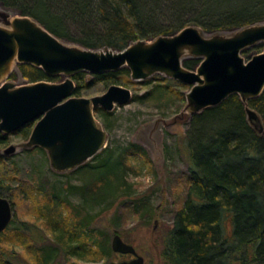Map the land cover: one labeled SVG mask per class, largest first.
Returning <instances> with one entry per match:
<instances>
[{
    "label": "trees",
    "instance_id": "16d2710c",
    "mask_svg": "<svg viewBox=\"0 0 264 264\" xmlns=\"http://www.w3.org/2000/svg\"><path fill=\"white\" fill-rule=\"evenodd\" d=\"M0 3L8 10L34 18L63 40L85 48L114 51L123 50L137 40L173 35L191 25L209 33L264 21V0H0ZM262 46L263 43H257L242 54L248 55L254 49L260 53ZM200 62L201 58L190 57L184 60V66L195 69ZM17 67L28 83L56 82L61 77L48 76L41 67L28 63ZM16 76L13 71L10 79ZM88 76L86 71L73 76L74 95L81 96L97 83L105 87L132 83L128 67L92 74V80ZM166 80L153 75L138 83L151 86L147 94L152 99H169L176 95V90ZM180 98L183 99L181 94ZM248 105L259 113L264 127V91L250 99ZM95 112L105 121L112 114L101 107L95 108ZM188 121V188L173 225L163 237L165 264H264V130L260 132L249 122L246 104L238 94L230 95L217 106L192 113ZM32 129L33 123H28L16 134L29 138ZM10 138V134L0 131V150ZM134 156L151 162L145 148L137 144L127 145L116 156L114 150L107 148L74 169L81 184L67 183L65 188L78 192L83 205L106 204L110 198L109 205L113 207L124 197L135 214L150 219L151 208L146 200L133 198L126 179ZM5 162L0 153V167ZM4 175L0 174V194L7 197L5 191L11 194L14 191ZM34 190L36 195L45 197L37 208V217L50 236L46 238L41 233L36 225L41 224L33 223L38 227L35 230L32 223L18 220L15 203L7 197L14 215L0 233V264H29L24 258L20 261L19 246L33 253L35 264H61L62 259L66 264H90L117 254L106 231L96 226L95 215L75 206L63 193L64 197L53 191ZM117 225L113 234L119 233ZM71 259L75 262L70 263Z\"/></svg>",
    "mask_w": 264,
    "mask_h": 264
},
{
    "label": "water",
    "instance_id": "95a60500",
    "mask_svg": "<svg viewBox=\"0 0 264 264\" xmlns=\"http://www.w3.org/2000/svg\"><path fill=\"white\" fill-rule=\"evenodd\" d=\"M230 31L228 35H207L191 25L173 35L137 40L123 50H100L65 41L30 16L0 9V131L12 134L33 123L26 146L45 149L55 170L74 169L106 145L108 134L95 108L112 111L116 105L129 103L133 94L126 86L112 84L101 95L76 96L73 76L82 71L96 74L128 67L133 80L159 73L189 85L186 109L192 113L238 94L246 104L249 122L263 132L260 115L248 101L264 91V49L248 61L242 52L264 42V21ZM190 57L201 58L196 69L184 66ZM20 63L41 67L48 76L62 75L64 81L17 85L10 74ZM16 150L17 146L10 145L4 154ZM13 215L10 199L0 194V233ZM111 247L117 254L133 257L109 264H145L136 247L119 233L112 236Z\"/></svg>",
    "mask_w": 264,
    "mask_h": 264
},
{
    "label": "rangeland",
    "instance_id": "374dc122",
    "mask_svg": "<svg viewBox=\"0 0 264 264\" xmlns=\"http://www.w3.org/2000/svg\"><path fill=\"white\" fill-rule=\"evenodd\" d=\"M0 9L6 8L2 5ZM214 33L228 35L232 31L224 30ZM259 43H263V51L264 42ZM255 54L258 53L254 49L244 57L248 61ZM14 71L17 76L11 81L17 85L27 84L18 67ZM87 73H89V80H92L93 73ZM154 76L156 79L166 78L170 88L176 90V95L169 99H152L147 94L151 86L140 84L130 76L132 83L126 87L132 91V100L125 105H116L112 111H109L112 114L107 121L95 112L108 134L105 147L96 156L107 148L114 150L116 156L117 152L132 143L144 147L149 154L151 162L141 156L132 158L129 163L131 170L126 179L131 185L130 193L133 198L146 200L152 210V218H141L135 214L131 204L124 197L119 198L121 201L113 207L109 205L110 198L106 204L83 205L84 200L78 192L72 191L71 187L65 188L67 183L71 186L82 183V180L77 177L78 174L74 172L77 167L67 171L55 170L51 166L45 149L38 146H26L29 138H22L15 132L10 134L8 144L0 150L6 161L4 166L0 167V174H5L6 183L13 188L14 194L9 191H5V194L14 201L18 220L32 223L35 230L39 226L41 233L46 238L49 237L50 233L44 231L45 225L37 217V208L44 203L45 197L36 195L34 189L43 192L53 191L63 197L66 195L75 206L83 208L89 215H95L96 226L106 231L110 241L114 235L113 232L117 230L114 225L118 224L120 235L136 247L138 253L144 257L145 264H165L162 257L163 237L173 225L176 211L182 206L188 188L186 175L189 151L186 145V134L190 128L188 119L192 112L186 109L188 104L186 94L190 90L189 85L180 86V81L164 74L157 73ZM61 81H64L62 75L56 82ZM107 89L105 85L97 83L91 89H86L81 96L101 95ZM180 94L183 99L180 98ZM134 96L145 97L134 99ZM10 145L17 146V150L13 154L5 155L4 150ZM94 157L88 161H92ZM228 227H231L230 222H228ZM17 251L21 257L20 261L24 258L29 264H35L33 253L24 246H19ZM130 257L116 254L112 258H102L90 264H109L111 261L130 259ZM73 262L75 260L71 259L70 263ZM60 263L66 264V260L62 259ZM80 264L87 263L80 262Z\"/></svg>",
    "mask_w": 264,
    "mask_h": 264
},
{
    "label": "flooded vegetation",
    "instance_id": "af4514ba",
    "mask_svg": "<svg viewBox=\"0 0 264 264\" xmlns=\"http://www.w3.org/2000/svg\"><path fill=\"white\" fill-rule=\"evenodd\" d=\"M129 256H131V255H129ZM132 257H133V256H131L130 259H131Z\"/></svg>",
    "mask_w": 264,
    "mask_h": 264
}]
</instances>
